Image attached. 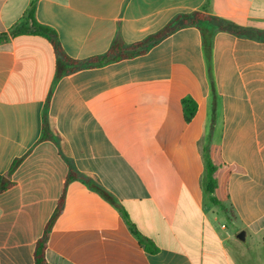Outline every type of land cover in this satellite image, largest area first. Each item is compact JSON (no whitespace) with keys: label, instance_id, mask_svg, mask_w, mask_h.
<instances>
[{"label":"crops","instance_id":"crops-1","mask_svg":"<svg viewBox=\"0 0 264 264\" xmlns=\"http://www.w3.org/2000/svg\"><path fill=\"white\" fill-rule=\"evenodd\" d=\"M33 1L72 60L141 42L195 12L252 32L205 23L210 50L189 27L144 55L70 74L43 37L0 44V264H35L70 169L94 188L68 184L49 264H264V0H0V35ZM185 97L197 104L190 122ZM204 145L215 195L232 214L205 198Z\"/></svg>","mask_w":264,"mask_h":264},{"label":"trees","instance_id":"trees-1","mask_svg":"<svg viewBox=\"0 0 264 264\" xmlns=\"http://www.w3.org/2000/svg\"><path fill=\"white\" fill-rule=\"evenodd\" d=\"M204 10H207V7H204ZM205 23L214 26L217 31L228 32L238 36H246L250 32H252L248 29L239 27L234 23L228 22L226 20L217 17L210 16L207 13L195 12L192 14L180 15L176 17L161 31L147 37L141 42L134 43L131 45H126L118 40L115 41L112 44L109 51L102 56L93 57L81 61L72 60L65 55L62 46L59 42L56 31L51 27L40 24L36 20V2L33 1L29 9L27 10L26 14L24 15V17L21 19V21L17 25H15L10 30L9 33L0 35V44L10 41L11 38H15L22 35H35V36L43 37L52 44L60 60L69 64V68L65 72V74H70L79 70L97 68L110 63H116L122 60L132 59L134 57L144 55L153 46L157 45L167 37L171 36L172 34L176 33L179 30L189 27H197L202 30V34L204 37V44L206 45V48L210 50L211 38L206 34L205 30H203L202 28V24ZM207 52H208L207 54L210 55V52L209 51ZM59 75L62 74L59 73ZM182 104H183L186 120L190 122L196 114L197 104L194 101V99L191 97H185L182 100ZM203 153H204V161H205V173L202 179V186H203L205 198L210 204H212L215 207H218L220 211L226 214L228 213L232 214V211L228 210L218 200V198L215 195L216 189L218 187L217 179L215 177L217 168L215 164L212 162L208 145H204ZM17 163L18 162L16 161V163L14 164V168L17 165ZM74 180H79L84 184L88 185L89 187L94 188V185L92 184V181L90 179L78 173L77 171L70 169L66 179L65 188L60 197L58 206L52 218L48 222L42 238L36 244V249L34 254L35 264H49L46 259V252L48 249V239L56 220L63 213L66 188L68 184ZM6 189H7V185L2 184V182L0 181V193L4 192ZM98 191H100V193L106 199H108L114 206H116L118 209H120L123 212L124 219L126 220L131 232L138 238L140 243L146 246L148 251L156 252L158 249L153 245L152 241L142 237V235L139 233L135 225L131 222L129 216L124 212L123 209H121L120 205L114 199H112V197L106 195L103 191L101 190Z\"/></svg>","mask_w":264,"mask_h":264},{"label":"rangeland","instance_id":"rangeland-1","mask_svg":"<svg viewBox=\"0 0 264 264\" xmlns=\"http://www.w3.org/2000/svg\"><path fill=\"white\" fill-rule=\"evenodd\" d=\"M213 68H211L210 69V72L212 73H210V74H208V78L209 79H211V77L212 78H214V74H213ZM219 192H218V196L221 198L220 200L221 201H223L224 200V193H225V189H224V187H223V185H221L220 187H219ZM225 201V200H224ZM226 222V224H228V226H229V230L231 231V232H233V233H236V234H241L242 232H244L245 233V231H239V229L235 226V225H233L232 223H228L227 221H225Z\"/></svg>","mask_w":264,"mask_h":264},{"label":"water","instance_id":"water-1","mask_svg":"<svg viewBox=\"0 0 264 264\" xmlns=\"http://www.w3.org/2000/svg\"><path fill=\"white\" fill-rule=\"evenodd\" d=\"M238 238L241 239V240H244L245 239V233L242 232L241 234H239Z\"/></svg>","mask_w":264,"mask_h":264}]
</instances>
